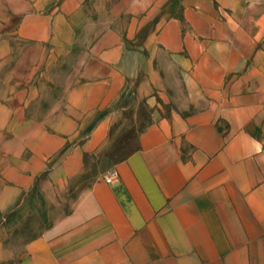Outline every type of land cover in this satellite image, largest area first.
<instances>
[{
	"label": "crops",
	"instance_id": "0c3cea01",
	"mask_svg": "<svg viewBox=\"0 0 264 264\" xmlns=\"http://www.w3.org/2000/svg\"><path fill=\"white\" fill-rule=\"evenodd\" d=\"M0 264H264V0H0Z\"/></svg>",
	"mask_w": 264,
	"mask_h": 264
},
{
	"label": "built area",
	"instance_id": "2783aa9c",
	"mask_svg": "<svg viewBox=\"0 0 264 264\" xmlns=\"http://www.w3.org/2000/svg\"><path fill=\"white\" fill-rule=\"evenodd\" d=\"M107 181H108V182H110V181H111V179H108Z\"/></svg>",
	"mask_w": 264,
	"mask_h": 264
}]
</instances>
